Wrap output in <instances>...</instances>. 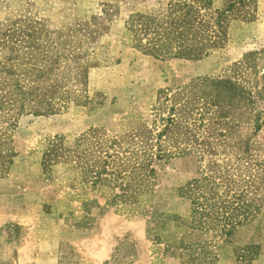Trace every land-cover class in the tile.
<instances>
[{
  "label": "rangeland",
  "instance_id": "rangeland-1",
  "mask_svg": "<svg viewBox=\"0 0 264 264\" xmlns=\"http://www.w3.org/2000/svg\"><path fill=\"white\" fill-rule=\"evenodd\" d=\"M0 169V264H264V0H0Z\"/></svg>",
  "mask_w": 264,
  "mask_h": 264
},
{
  "label": "trees",
  "instance_id": "trees-1",
  "mask_svg": "<svg viewBox=\"0 0 264 264\" xmlns=\"http://www.w3.org/2000/svg\"><path fill=\"white\" fill-rule=\"evenodd\" d=\"M152 42H149L151 44ZM178 44L177 49L173 51V49L169 48V45L166 42H155L150 47H141L142 45L138 44L141 48L147 49L151 54H154L158 57H194L200 58L204 55V52L198 53L196 51H191L188 47L184 46V44ZM189 50V51H188ZM206 55V54H205ZM1 172V169H0Z\"/></svg>",
  "mask_w": 264,
  "mask_h": 264
}]
</instances>
